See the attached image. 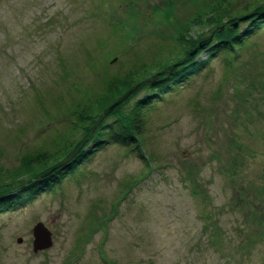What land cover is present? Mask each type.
Listing matches in <instances>:
<instances>
[{"label": "rangeland", "instance_id": "374dc122", "mask_svg": "<svg viewBox=\"0 0 264 264\" xmlns=\"http://www.w3.org/2000/svg\"><path fill=\"white\" fill-rule=\"evenodd\" d=\"M215 1L0 0V166L63 131L68 106L106 72L174 52L176 23ZM203 23L188 37L211 40ZM148 113L141 147L90 142L74 174L0 211V264H264V222H251L264 211V28L236 58L219 53L165 90ZM194 187L220 213V251L203 231L209 201ZM37 222L53 245L34 253Z\"/></svg>", "mask_w": 264, "mask_h": 264}, {"label": "trees", "instance_id": "16d2710c", "mask_svg": "<svg viewBox=\"0 0 264 264\" xmlns=\"http://www.w3.org/2000/svg\"><path fill=\"white\" fill-rule=\"evenodd\" d=\"M227 1L216 0L193 15L189 21L184 23L178 21L174 40L179 46L174 52L158 54L153 56L154 59L151 61L133 63L125 71L106 72L99 89L84 90L83 98L73 100L68 106L72 119L63 131L55 135L52 140L46 139L33 149L23 151L15 165L0 166V211L24 203L28 195H33L37 191L53 190L60 182L59 178L65 173L74 174L79 163L89 155V148H84L90 142H94L97 148L111 140H117V143L121 144L128 139L134 146L141 147V137L154 100L162 97L165 90L174 88L178 81L189 79L201 66L208 64V60L219 53L229 52L233 59L236 58L250 40L264 28V0L262 2L252 0L237 9L232 8L234 5ZM253 13L255 14L252 17L239 21L241 16ZM237 21L238 25L233 26ZM202 22L212 27L211 43L204 50H199L190 57L200 42L194 37L189 38L188 32L193 26H199ZM221 26L224 28L220 30ZM202 53L207 55L206 60L199 59ZM109 56L110 54L105 55L104 60L109 59ZM131 90V94L122 103L107 113L114 103ZM140 93L143 95L140 96ZM78 149L80 153L63 167L57 168ZM239 149L242 148L236 144L231 148L234 158L239 156ZM51 169H54V172L42 178V175ZM56 179L57 183L53 182ZM192 192L194 195L202 196L206 201L210 199L209 195L199 187H194ZM237 205L240 209H246L248 206L247 202L244 204L237 202ZM261 213L258 210L252 213L253 224L262 225L264 211ZM219 216V211L210 201L205 211L201 213V218L204 220L203 231L207 233L211 246L218 251L226 244V236L223 232L224 228L219 224ZM102 221L95 227L93 224L87 236H92L91 233L97 230L99 225L101 226ZM253 241L252 238L241 240L240 247L247 250ZM109 264L116 263L111 261Z\"/></svg>", "mask_w": 264, "mask_h": 264}, {"label": "water", "instance_id": "95a60500", "mask_svg": "<svg viewBox=\"0 0 264 264\" xmlns=\"http://www.w3.org/2000/svg\"><path fill=\"white\" fill-rule=\"evenodd\" d=\"M248 15L244 16L241 18V20L245 21L246 19H248ZM210 39L208 40H204L202 42L199 43L198 47L195 48V50L191 53V56L193 57L195 55V53L197 52L198 49H204V47L210 43ZM131 93L128 92L126 93L121 99H119L116 103H114L108 110L107 113L111 112L117 105H119L120 103L123 102V100L129 96V94ZM80 151V149H78L73 155H71L68 159H66L65 161H63L62 163H60L58 167H61L62 165L70 162ZM47 175V174H45ZM43 175V176H45ZM32 234H33V252L37 253L40 251H44L47 250L49 248H51V246L53 245V237H52V232L45 226V224L43 222H37L33 229H32ZM21 238L18 239L19 242H21Z\"/></svg>", "mask_w": 264, "mask_h": 264}, {"label": "bare ground", "instance_id": "6f19581e", "mask_svg": "<svg viewBox=\"0 0 264 264\" xmlns=\"http://www.w3.org/2000/svg\"><path fill=\"white\" fill-rule=\"evenodd\" d=\"M45 174H47V173H45ZM43 176V175H42ZM43 178V177H42Z\"/></svg>", "mask_w": 264, "mask_h": 264}]
</instances>
